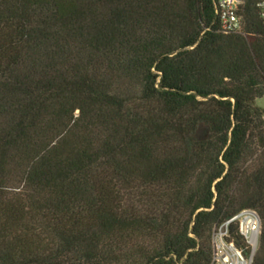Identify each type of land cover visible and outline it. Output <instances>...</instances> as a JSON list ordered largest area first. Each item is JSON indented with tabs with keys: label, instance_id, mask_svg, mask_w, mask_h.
Here are the masks:
<instances>
[{
	"label": "trees",
	"instance_id": "obj_1",
	"mask_svg": "<svg viewBox=\"0 0 264 264\" xmlns=\"http://www.w3.org/2000/svg\"><path fill=\"white\" fill-rule=\"evenodd\" d=\"M257 1L0 0V264H210L242 210L264 264Z\"/></svg>",
	"mask_w": 264,
	"mask_h": 264
},
{
	"label": "built area",
	"instance_id": "obj_2",
	"mask_svg": "<svg viewBox=\"0 0 264 264\" xmlns=\"http://www.w3.org/2000/svg\"><path fill=\"white\" fill-rule=\"evenodd\" d=\"M244 0H214L219 32L223 35L240 34L243 31L241 8ZM264 26V0L256 4ZM235 224L242 239V247L230 240L229 229ZM260 220L253 210H242L212 231V258L210 264H252L258 248Z\"/></svg>",
	"mask_w": 264,
	"mask_h": 264
},
{
	"label": "rangeland",
	"instance_id": "obj_3",
	"mask_svg": "<svg viewBox=\"0 0 264 264\" xmlns=\"http://www.w3.org/2000/svg\"><path fill=\"white\" fill-rule=\"evenodd\" d=\"M257 105L264 108V99L257 101Z\"/></svg>",
	"mask_w": 264,
	"mask_h": 264
}]
</instances>
